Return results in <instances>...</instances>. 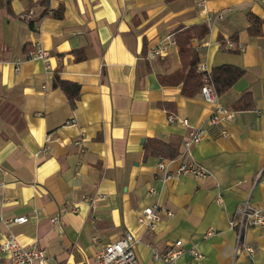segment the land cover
I'll return each mask as SVG.
<instances>
[{
  "label": "crops",
  "instance_id": "1",
  "mask_svg": "<svg viewBox=\"0 0 264 264\" xmlns=\"http://www.w3.org/2000/svg\"><path fill=\"white\" fill-rule=\"evenodd\" d=\"M206 10L211 19L225 15L191 40L201 45L199 61L210 71H244L219 97L233 120L213 127L200 93L185 97L180 85L158 81L181 69L174 34L204 22L195 0H0V218H27L1 227L4 234L49 264H92L102 245L125 234L140 240L139 264H164L152 247L164 253L179 241L184 254L174 264H264V226L242 233L254 250L248 258L234 255L237 229L229 225L245 202L264 211V0H207ZM247 15L261 20L259 35H249ZM225 40L244 52L224 49ZM159 44L165 51L148 60ZM37 47L50 54V70L27 59ZM55 73L79 87L73 106ZM244 93L250 108L236 110ZM170 116L206 129L205 138L186 151L190 129ZM153 141L178 156L159 158ZM190 161L209 177L160 179V162L175 172ZM152 206L159 211L149 229L137 219ZM0 264H8L1 252Z\"/></svg>",
  "mask_w": 264,
  "mask_h": 264
},
{
  "label": "built area",
  "instance_id": "2",
  "mask_svg": "<svg viewBox=\"0 0 264 264\" xmlns=\"http://www.w3.org/2000/svg\"><path fill=\"white\" fill-rule=\"evenodd\" d=\"M207 0H195V5L201 14L205 15L203 24L207 26L210 30L213 26L215 20H220L225 15V11H220L215 14L214 18L211 19L207 16L206 10ZM171 45L175 44L170 42ZM222 47L226 50L244 52L245 48L243 46L237 45L235 42L230 40H225L221 43ZM193 49L198 52L201 49V45L197 44L193 46ZM165 51V45L159 44L154 49H152L148 55V60H153L161 55ZM29 60H41L46 69H51L50 64V54L37 47L30 51L27 55ZM21 61L20 59L15 60L14 70L16 72L20 69ZM197 72L202 76V86L200 88V95L203 97L204 101L212 106V113L208 120V125L218 126L222 122H230L233 120L234 112L227 109L219 101V97L215 93L213 86L210 84L211 71L207 65L198 61ZM170 123H178L186 128H189V137L184 144V149L188 151L190 145L200 143L206 136V129L204 128H191L189 122L186 119H179L174 116L168 118ZM222 136H226L224 130L221 131ZM47 148L43 147L42 153L46 154ZM158 174L163 182L169 181L175 177L181 175L192 176L197 179H206L209 177V173L201 166L195 162H188L179 166L175 172H169L166 169L165 163L160 162L157 166ZM67 209L71 212H77V208L74 206H68ZM159 211L157 206L144 208L142 214L138 217L137 221L140 224L153 228V223L157 220V212ZM170 215V213H168ZM27 222L25 216H18L12 219H2L0 218V252L7 256L8 264H49L48 259L45 257L42 251L36 249H25L18 242L16 237L11 233L4 234L1 231V227L9 228L13 224H24ZM50 222L57 226L59 224V218L56 216L51 218ZM229 225L231 228L237 229V242L235 246L234 255L238 257L240 254H244L248 258L254 256V250L250 246L243 244L241 241L242 233L248 228H260L264 226V211L253 207L249 202H245L240 208H238L234 216L230 219ZM208 233L207 235H209ZM95 242V239H93ZM140 240L132 236L131 234H125L119 240L102 245L98 251L95 253L92 264H139L135 254V247L139 244ZM181 242H176L174 247L169 249L164 253H159L157 249L153 248V258L154 260H159L164 264H174L175 261L184 254V251L180 248ZM188 254L192 257L200 260L202 255L196 252L194 249H189ZM87 264V263H85Z\"/></svg>",
  "mask_w": 264,
  "mask_h": 264
},
{
  "label": "trees",
  "instance_id": "3",
  "mask_svg": "<svg viewBox=\"0 0 264 264\" xmlns=\"http://www.w3.org/2000/svg\"><path fill=\"white\" fill-rule=\"evenodd\" d=\"M249 21L248 33L251 36H257L260 32L261 20L247 15ZM209 34V29L205 24L189 27L174 34L173 40L177 47L178 57L181 63V69L176 72L159 76L158 81L164 86H181V94L185 97H192L199 93L203 84L202 76L197 72L196 67L199 61L197 52L192 48L190 42L193 39L201 40ZM244 71L232 65H221L211 70L210 84L213 86L218 97L229 90L242 76ZM54 86L60 88L66 95L71 106L74 105L79 87L74 84L62 82L58 79L57 74L54 76ZM250 95L244 93L238 100L235 109L246 110L250 108ZM248 102V103H247ZM156 145V156L161 159L173 160L178 156V150L169 144L159 141H153Z\"/></svg>",
  "mask_w": 264,
  "mask_h": 264
}]
</instances>
